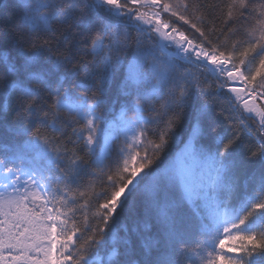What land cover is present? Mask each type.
<instances>
[{
  "label": "snow or ice",
  "instance_id": "1",
  "mask_svg": "<svg viewBox=\"0 0 264 264\" xmlns=\"http://www.w3.org/2000/svg\"><path fill=\"white\" fill-rule=\"evenodd\" d=\"M0 4V264H264V0Z\"/></svg>",
  "mask_w": 264,
  "mask_h": 264
},
{
  "label": "trees",
  "instance_id": "2",
  "mask_svg": "<svg viewBox=\"0 0 264 264\" xmlns=\"http://www.w3.org/2000/svg\"><path fill=\"white\" fill-rule=\"evenodd\" d=\"M3 5L0 4V7H2ZM15 11L14 9H10L7 13L3 14L2 16H0V24L3 23H14L15 22ZM179 24V22H177ZM211 23V21H209V24ZM185 28H187L188 26H184ZM189 32H191V29H188ZM195 36H198V33L194 34ZM221 39H223V37H221Z\"/></svg>",
  "mask_w": 264,
  "mask_h": 264
}]
</instances>
